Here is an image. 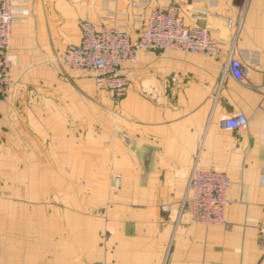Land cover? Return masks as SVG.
<instances>
[{"label": "crops", "instance_id": "1", "mask_svg": "<svg viewBox=\"0 0 264 264\" xmlns=\"http://www.w3.org/2000/svg\"><path fill=\"white\" fill-rule=\"evenodd\" d=\"M177 3L220 58L143 50L121 66L129 88L115 105L92 75L61 78L54 59L80 42V21L136 39L138 21L168 2L11 0L0 264H264V0ZM230 54L255 56L243 84ZM236 113L246 129H222ZM195 170L228 178L222 225L191 220Z\"/></svg>", "mask_w": 264, "mask_h": 264}, {"label": "built area", "instance_id": "2", "mask_svg": "<svg viewBox=\"0 0 264 264\" xmlns=\"http://www.w3.org/2000/svg\"><path fill=\"white\" fill-rule=\"evenodd\" d=\"M148 2L149 0H144ZM154 8L145 20H139L140 31L136 39L119 27L96 28L89 21L79 22L80 42L66 46L55 60L77 73L95 78L97 89L110 94L118 104L127 95L129 78L121 72L123 64L137 60L143 50L152 52L179 51L220 58L221 45L205 27H188L179 14L177 0ZM218 0H210L215 5ZM14 11L11 0H0V105L9 95L11 62L7 49L11 40ZM259 57L258 54L256 55ZM254 55L228 57V73L239 83L250 75ZM247 119L241 113L222 120L220 127L241 132L247 127ZM229 185L225 174L213 170H195L189 180L185 204L190 207L191 220L203 226L222 225L229 204ZM104 264V263H97Z\"/></svg>", "mask_w": 264, "mask_h": 264}, {"label": "rangeland", "instance_id": "3", "mask_svg": "<svg viewBox=\"0 0 264 264\" xmlns=\"http://www.w3.org/2000/svg\"><path fill=\"white\" fill-rule=\"evenodd\" d=\"M54 61H55V63L58 64V66H59V68H60V70H59V71H60V77H61V78H62V76H63V77H66V75H65V73H64V72H65L64 70H65L66 67H64L62 64L58 63L55 59H54ZM61 87H62V85H61ZM61 87H60V88H61ZM64 89H65V88H61V91L64 90ZM60 96H61V95H60ZM43 103H44V102H43ZM113 103H114V102H113ZM114 104H115V103H114ZM44 105H46V104L44 103ZM47 105H50V104H47ZM115 105H116V104H115Z\"/></svg>", "mask_w": 264, "mask_h": 264}]
</instances>
